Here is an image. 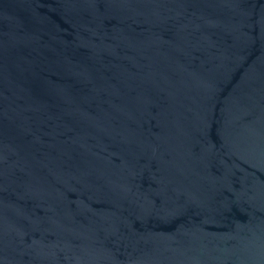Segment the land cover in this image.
<instances>
[{"label":"water","instance_id":"95a60500","mask_svg":"<svg viewBox=\"0 0 264 264\" xmlns=\"http://www.w3.org/2000/svg\"><path fill=\"white\" fill-rule=\"evenodd\" d=\"M0 264H264V0H0Z\"/></svg>","mask_w":264,"mask_h":264}]
</instances>
